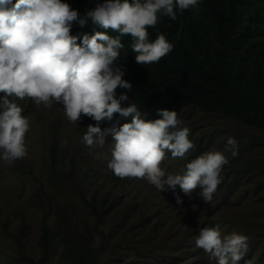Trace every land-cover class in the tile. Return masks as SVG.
I'll return each mask as SVG.
<instances>
[{"label":"rangeland","instance_id":"obj_1","mask_svg":"<svg viewBox=\"0 0 264 264\" xmlns=\"http://www.w3.org/2000/svg\"><path fill=\"white\" fill-rule=\"evenodd\" d=\"M256 1L264 12V1ZM253 8L250 2L244 7ZM166 101L144 111L146 119H158ZM17 103L30 128L27 155L11 164L0 161V264H73L76 251L86 264H214L195 238L201 228L217 224L224 234L248 238L249 251L239 264H264V135L259 129L197 109H169L190 130L194 147L184 158L166 153L160 164L166 173H181L207 151H223L229 137L238 143L237 156L224 153L229 162L211 201H203L199 187L184 196L177 186L184 201L178 206L173 192L109 170L110 140L103 147L82 142L86 127L95 123L90 118L81 117L77 125L55 102L48 108L29 98ZM125 122L114 114L100 126ZM80 195L95 205L99 217ZM44 225L48 254L42 245Z\"/></svg>","mask_w":264,"mask_h":264},{"label":"clouds","instance_id":"obj_2","mask_svg":"<svg viewBox=\"0 0 264 264\" xmlns=\"http://www.w3.org/2000/svg\"><path fill=\"white\" fill-rule=\"evenodd\" d=\"M199 3L101 0L81 15L66 0H0V161L11 164L27 155L30 120L22 115L17 100L29 98L45 108L55 102L69 122L78 125L81 117L95 122L82 136L86 146L103 147L110 140L107 168L116 176L142 178L160 192L171 191L178 206L184 201L175 192L177 186L184 196L199 187L203 201H211L229 162L224 153L237 156V141L229 137L223 151H207L186 163L181 173H166L160 167L166 153L184 158L194 147L190 130L182 127L175 111L158 109L159 118L147 120L126 93L116 95L117 88L132 87L122 78V67L115 66L124 48L120 37L132 38L136 64L158 62L173 44L158 30L156 38L149 39L148 28L157 24V14L176 20L174 9H194ZM74 23L81 29L91 24L103 31L72 34ZM114 114L126 122L102 130L101 123L111 122ZM195 244L214 264H239L249 251L245 235L224 234L219 224L201 228Z\"/></svg>","mask_w":264,"mask_h":264},{"label":"trees","instance_id":"obj_3","mask_svg":"<svg viewBox=\"0 0 264 264\" xmlns=\"http://www.w3.org/2000/svg\"><path fill=\"white\" fill-rule=\"evenodd\" d=\"M66 2L83 15L101 0ZM249 2L254 8L245 10ZM255 3L256 0H200L196 10L174 9L176 20L158 13L157 24L148 28L149 39L154 40L158 30L173 49L155 63L136 64V53L130 49L132 38L120 37L124 48L115 66L122 67V78L132 87L117 88L118 95L126 93L141 112L159 100H167L165 110L191 108L229 117L264 135V12ZM94 29L103 31L91 24L81 29L74 23L72 34H92ZM83 201L99 217L95 205ZM75 241L78 240L74 238ZM42 243L48 254L46 225L42 228ZM76 255L73 264H86L81 251Z\"/></svg>","mask_w":264,"mask_h":264}]
</instances>
